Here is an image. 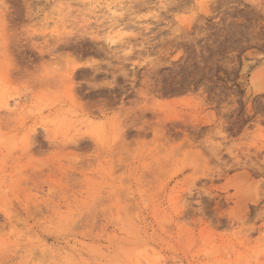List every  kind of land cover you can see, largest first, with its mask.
<instances>
[{
	"label": "rangeland",
	"instance_id": "rangeland-1",
	"mask_svg": "<svg viewBox=\"0 0 264 264\" xmlns=\"http://www.w3.org/2000/svg\"><path fill=\"white\" fill-rule=\"evenodd\" d=\"M0 264H264V0H0Z\"/></svg>",
	"mask_w": 264,
	"mask_h": 264
},
{
	"label": "bare ground",
	"instance_id": "bare-ground-1",
	"mask_svg": "<svg viewBox=\"0 0 264 264\" xmlns=\"http://www.w3.org/2000/svg\"><path fill=\"white\" fill-rule=\"evenodd\" d=\"M5 25H6V22H5ZM10 38V37H9ZM59 45V44H58ZM64 45V44H63ZM63 47V46H62ZM65 48V47H64ZM70 49V48H69ZM100 68V67H99ZM98 71V70H97ZM70 86V85H69ZM67 90V89H66ZM82 100V99H81ZM108 102V101H107ZM104 104V103H103ZM104 106V105H103Z\"/></svg>",
	"mask_w": 264,
	"mask_h": 264
}]
</instances>
